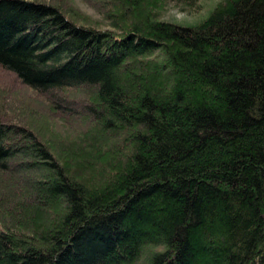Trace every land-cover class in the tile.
I'll return each instance as SVG.
<instances>
[{
    "label": "trees",
    "instance_id": "trees-1",
    "mask_svg": "<svg viewBox=\"0 0 264 264\" xmlns=\"http://www.w3.org/2000/svg\"><path fill=\"white\" fill-rule=\"evenodd\" d=\"M83 1L0 0V264H264V0Z\"/></svg>",
    "mask_w": 264,
    "mask_h": 264
},
{
    "label": "rangeland",
    "instance_id": "rangeland-1",
    "mask_svg": "<svg viewBox=\"0 0 264 264\" xmlns=\"http://www.w3.org/2000/svg\"><path fill=\"white\" fill-rule=\"evenodd\" d=\"M77 8L84 14L94 19H102V13L96 11L91 5L83 0H71ZM216 0H194L185 2L170 1L165 6L164 11L159 15V19H167L180 24L194 23L204 17ZM103 28H110L106 24H101Z\"/></svg>",
    "mask_w": 264,
    "mask_h": 264
}]
</instances>
